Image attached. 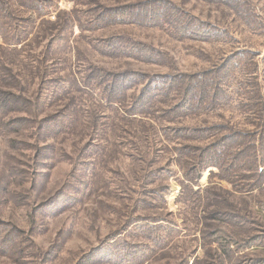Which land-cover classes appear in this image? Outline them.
<instances>
[{
    "label": "rangeland",
    "instance_id": "1",
    "mask_svg": "<svg viewBox=\"0 0 264 264\" xmlns=\"http://www.w3.org/2000/svg\"><path fill=\"white\" fill-rule=\"evenodd\" d=\"M7 1L0 264H264V0Z\"/></svg>",
    "mask_w": 264,
    "mask_h": 264
},
{
    "label": "trees",
    "instance_id": "2",
    "mask_svg": "<svg viewBox=\"0 0 264 264\" xmlns=\"http://www.w3.org/2000/svg\"><path fill=\"white\" fill-rule=\"evenodd\" d=\"M36 1L38 3V0H36ZM10 7H12V4L10 1L0 0V16L4 17L3 23H4L5 28H7V29H5L6 32H10V30L16 31V29H18V28L22 29V22L19 19L21 17L17 16L15 11L11 10ZM144 18H148V15H147V17L144 16ZM96 72H99V71L96 70ZM92 73L93 74H91L86 79V81L88 82V85L91 87L94 84L93 83L94 80H96V78L99 77V76L98 77L95 76V74H97V73H95V72H92ZM99 74L101 76L99 78H102L101 81L104 82L106 80L104 75H108V74L107 73L101 74V72ZM90 80H93V82H90ZM186 91L189 93L190 97H192L193 107L199 108L197 106L196 102H197V99L206 97L207 90L205 89V87H199L197 90L190 88V87H186ZM123 93L124 92L122 91V89L120 88L119 85H114V86H109V87L104 88L105 98L108 101H110L111 103L118 104L119 103L118 100L120 98H122V100H123V98L125 96V95L123 96ZM198 96H201V97H198ZM240 140L243 143V136L240 137ZM226 148H228V151H224V150H226ZM224 152H226V154ZM245 154H246V148L243 149V147L240 148L237 145H233L231 147V143L226 141V143L222 147L217 148L216 150L212 151V153L208 157H206L208 159V161L206 160L204 162H207V165H214V166L219 167L222 174L224 173V174H226V176L228 175V177H226V178L228 180H230L232 182V184H233V180H234L232 178L239 180L238 183L240 184V186L237 185V183L234 185L238 186V189L240 190V192H245V187L247 185H249V183H247L248 182V173H247L248 164L245 162V159L243 156ZM226 157H228L229 160L235 161L236 165L234 166L233 170L231 168L225 169L222 165H220V163L226 161V159H225ZM207 165H205V166H207ZM254 172H255V175L257 178H260L263 175V173H262L263 171L260 170V168L258 167V164H256V166L254 167ZM156 178L159 180V177L156 176ZM157 179H155L156 184L158 182ZM156 222H158V220ZM128 228H129V226H128Z\"/></svg>",
    "mask_w": 264,
    "mask_h": 264
}]
</instances>
